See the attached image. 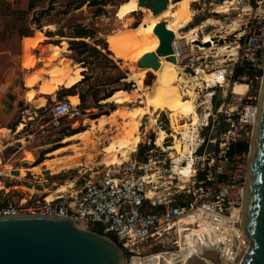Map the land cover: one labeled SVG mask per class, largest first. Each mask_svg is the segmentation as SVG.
<instances>
[{
  "label": "built area",
  "instance_id": "2783aa9c",
  "mask_svg": "<svg viewBox=\"0 0 264 264\" xmlns=\"http://www.w3.org/2000/svg\"><path fill=\"white\" fill-rule=\"evenodd\" d=\"M215 5L211 12L224 15L225 21L217 19L219 29L211 34L209 45L196 41V46L211 50L215 42L224 43L222 55L227 59L205 58V63L196 65L189 58L182 66L186 74L201 70L213 75L212 85H223L216 109L212 101L197 107L201 115L208 114L210 132L205 133L208 126L202 122L197 125L195 139L190 140L193 172L189 176L177 169L174 156L178 153L171 148L176 141L173 131L183 137L182 129H175L168 111L160 110L154 127L148 128L147 121L141 125L142 141L127 160L111 164L103 174H91L79 185L74 182L52 199L47 198L49 193L35 200L26 196L7 199L0 203V216H71L82 227L92 225L104 235H116L132 262L153 256L164 262L165 255L181 253L184 247L195 251L174 264H188L193 256L204 261L200 264H215L205 253L218 254L221 264L241 260L251 244L242 227L249 150H230L238 142H249L247 136H253L257 121L264 83V0H220ZM173 47L175 50L174 40ZM241 69L247 72L239 75ZM237 84L243 86L242 93L235 92ZM207 86L208 81L203 87ZM51 98L54 126H61L64 119L72 126L79 122L80 102L58 99L55 94ZM163 112L169 125L160 119ZM184 120L183 124L190 122ZM158 129L167 132L161 144L156 143ZM209 144L215 148L208 150Z\"/></svg>",
  "mask_w": 264,
  "mask_h": 264
},
{
  "label": "rangeland",
  "instance_id": "374dc122",
  "mask_svg": "<svg viewBox=\"0 0 264 264\" xmlns=\"http://www.w3.org/2000/svg\"><path fill=\"white\" fill-rule=\"evenodd\" d=\"M28 1L30 0H0V138L6 134L8 135L0 150V199L2 201L12 198L19 199L22 196L28 197L30 192L34 191L33 189L30 190L33 186L36 189L47 188L46 192L49 195H56L54 192L61 185L71 184L72 186L74 182L79 185L85 179H88L91 174L106 172L113 162L107 159V153L103 150L113 140H116L122 131L120 126L109 122L101 128H92L88 121L97 120L103 115L110 116L118 108L116 102L105 101L109 94H113L120 89L129 92H142L136 90V79L134 77L140 67L138 61H126L118 58L107 42V35L114 33L122 26L138 25L144 17L142 11L127 15L121 21L116 16V11L127 0H104L105 5L98 3L88 5L86 3L81 8H76L79 0H56L54 10L42 18L40 27H38L37 24L33 23V15L38 10L48 7L49 0H33L38 7L32 11L28 9ZM171 1L176 8L181 0ZM219 1H192L189 7L194 14L191 22L185 27L170 23L171 16H159L156 19L157 21L164 20L167 24L170 23L179 34L184 36L193 26L211 17L214 22L206 25L204 33L215 34L219 29L217 19L221 18L222 23L225 21L224 15L211 12ZM50 25L54 26V30L46 28ZM81 26L88 28L92 35L87 38L75 37ZM204 33H200V38L205 35ZM48 34L53 36H47ZM80 40H84L86 45L80 44ZM63 42H67V51L56 52L53 45L61 46ZM197 43L200 44V42ZM223 45L224 43L217 44L215 42L214 48L211 50H202L196 46V42L190 41L189 51L180 57L179 65L182 67L189 61V58L193 59L196 65L201 62L205 63V58L208 61H223V59H227L226 55H222ZM52 48L53 51H51ZM95 48L99 51H96ZM206 55L209 56L206 57ZM53 56L58 59L56 61L66 59L72 67H81L83 78H85L84 80L82 78L83 81L81 80L82 82L80 81L81 83L75 88V92L79 94L80 99L78 96L70 97L73 103L78 104L80 102L79 108L82 111L79 122L74 123L73 126L68 119H64L59 127L54 126L52 123L49 112L52 94H46L44 91L55 94L58 99L66 96L63 93L60 94V92H63L62 88H65V83H62L61 80H57L54 91L47 90L46 85H44L50 79V75L46 73L50 61L44 60V58H52ZM59 62L64 65V62ZM199 74L200 72H197L196 75ZM143 80L146 87L150 89L154 74L148 73ZM203 85V82L201 85H195L198 104L207 101L210 90L216 91V93L219 90L216 87L205 88ZM210 86L213 85L210 84ZM238 86L239 84L235 86V92ZM32 89L37 91L35 96L30 94ZM142 98L145 99L146 96H142ZM229 98L230 101H234L232 95ZM21 103L23 104L21 105ZM143 104V100L137 98L135 102L124 106L131 107ZM205 105H209V103ZM160 119H163L166 123L164 112ZM118 120L120 123L122 119ZM155 120L156 118L149 126L154 127ZM183 122L180 121V125ZM19 123L24 124L21 131H18ZM73 130L79 132L89 131L88 138H92V142L97 141L98 145L92 149L91 141L87 139L65 142V137L70 136L68 133ZM162 131L164 129H158L157 138ZM141 132L143 133V126H141ZM211 137H214V135L212 134ZM247 138L250 139L248 140L250 148L252 138H249V136ZM61 144H64L62 147L70 146L66 151L59 154H51V151L50 154L45 155L46 152ZM171 148L174 149L173 146ZM214 148L212 144L207 147L208 150ZM168 151L170 152L171 149ZM45 157L49 158L45 162L70 158L71 162H79V165L58 174H52L43 163L39 164L40 172L34 169L37 159ZM34 198L39 199L40 196H34ZM86 228L93 230L97 227L91 225ZM193 251L195 249L192 247H184L181 253H172L170 256L165 255L164 262L161 260L158 262V256L148 259L135 258L133 262L130 258L125 257L123 264H174L178 260L187 258ZM149 252L151 251L147 253ZM204 257L212 260L215 264L222 263L216 253H205ZM200 263H204V261L199 256H193L189 259L188 264ZM233 264H240V259H236Z\"/></svg>",
  "mask_w": 264,
  "mask_h": 264
},
{
  "label": "bare ground",
  "instance_id": "6f19581e",
  "mask_svg": "<svg viewBox=\"0 0 264 264\" xmlns=\"http://www.w3.org/2000/svg\"><path fill=\"white\" fill-rule=\"evenodd\" d=\"M192 1L195 0H181L178 7L175 8V5L171 0H169L167 8L158 14H153L151 9L140 6L139 0L124 1L119 6V10L116 14L119 20L123 21L127 15H131L138 11H142L144 13V17L137 26L124 25L114 33L108 35L107 42L110 49L117 55L118 58L122 60H129L133 62L139 61L144 54L154 52L159 47L160 39L154 30L155 26L160 21H157L156 18L159 16H171L170 23L180 27H185L189 22H191L192 15L194 14L192 9L189 7ZM213 22V18L209 17L193 26L188 31L187 35L184 36L179 34V32L173 28L170 23H166L167 28L172 30L175 35L174 45L176 49L174 50V56L176 57V61L170 60L166 56H162L160 57V66L157 69L152 67H139L134 77L136 79V90L142 92H129L120 89L105 99L106 102H116L118 108L114 110L110 116L103 115L97 120L92 119L88 122L91 124L92 128H101L107 122L120 126L122 131L121 135L107 145L104 150L102 149L107 153H105L108 157L107 159L111 160L113 163H119L123 159L127 160L129 154H131V152H133V150H135L142 141L141 125H144V122L147 121V126L149 128L153 119L156 118L157 113L160 110H166L172 119L173 127L175 129H182L181 133L183 137H180L179 133L173 131L174 135H176V141L173 147L178 153L174 156V163L176 164L177 169L182 170L181 173L185 175L189 176L190 173L193 172L191 158L192 148L190 146V140L194 141L197 125L199 123L202 122V124L207 126L210 124L208 114L206 116L201 115L198 112L197 107L210 103L211 101L214 104L215 96H219L218 92L216 93V91L210 90L207 95V101L198 104V95L195 91V85H201L202 82L205 83L208 81L207 87H216L221 90H223V85L219 82H213L216 84L210 86L211 76L213 75L203 73L201 70L197 71L200 72L199 75L186 74L179 65V59L181 54L189 51L188 45L190 41H193L194 43L197 41L206 45L210 44L212 40L211 33H204V29L208 23ZM46 28L54 30L53 25L46 26ZM200 33H204L205 35L200 38ZM66 46L67 42H63L61 46H55L56 52L67 51ZM201 49L204 48L201 47ZM47 66L48 68L46 69V73L50 75V79H48L44 85H46L47 90L52 91L56 88L57 80H61L62 83L67 82L73 78L78 70V67H72L71 65L66 66L59 61L49 63ZM148 73L154 74V80L150 89L146 87L143 80ZM39 79H41V77H39ZM183 89L186 91L185 94L182 92ZM243 90L244 88L241 85L236 88V92L238 93H242ZM36 93L37 91L35 89L30 91L32 96H35ZM49 94L54 95L53 93ZM142 96H146V100L143 99ZM137 98L143 100L144 104L139 106L134 105L131 107L124 106L135 102ZM184 118H187V121L190 120V122L180 125L181 120L185 122ZM118 119H122L120 123L118 122ZM23 127L24 124L21 123L18 126V131H21ZM88 134L89 131L78 132L65 137L64 141L72 142L81 139L91 141L92 138H88ZM226 135L227 132L224 133V136ZM166 136L167 132L162 131L160 136L157 138L156 143L161 144ZM202 136L204 137L205 134L203 133ZM7 138V134L0 138V150ZM251 138L253 139V137ZM90 144L92 145L91 148L94 149V147L98 145V142L91 141ZM69 146L70 145H66L58 148L51 154L64 152ZM130 149H132V151H130ZM70 160V158H62L54 160L53 162H45L43 164L47 166V169L50 170L52 174H58L62 171L71 170L79 165V162H71ZM39 168L40 167L37 165L34 166V169L38 171ZM70 186L71 184L61 185L54 193L57 194L63 192ZM54 195L55 194H50L47 198L52 199L54 198ZM187 221L188 219L184 220V222Z\"/></svg>",
  "mask_w": 264,
  "mask_h": 264
},
{
  "label": "water",
  "instance_id": "95a60500",
  "mask_svg": "<svg viewBox=\"0 0 264 264\" xmlns=\"http://www.w3.org/2000/svg\"><path fill=\"white\" fill-rule=\"evenodd\" d=\"M168 3L169 0H139V5L151 9L153 14L166 9ZM154 31L160 39L159 47L139 59L140 67L157 69L162 56L176 61L173 31L164 20L157 23ZM188 71L193 73L190 68ZM218 93L215 109L223 90ZM209 132L208 126L205 133ZM253 135L242 222L251 244L240 264H264V83ZM125 256L113 238L80 226L71 216L45 213L0 216V264H123Z\"/></svg>",
  "mask_w": 264,
  "mask_h": 264
},
{
  "label": "trees",
  "instance_id": "16d2710c",
  "mask_svg": "<svg viewBox=\"0 0 264 264\" xmlns=\"http://www.w3.org/2000/svg\"><path fill=\"white\" fill-rule=\"evenodd\" d=\"M55 2H56V0H49V2H48V7H46V8H43V9H41V10H38L37 12H35V14L33 15V18H32V20H33V23H35V24H37V26L38 27H40V23H41V20H42V18L43 17H45L46 15H48L52 10H54V7H55ZM86 3H88V5H93V4H96V3H98V4H102V5H105V1L104 0H79V2L76 4V8H81L84 4H86ZM36 7H38V5L33 1V0H30L29 1V4H28V9L29 10H34ZM103 9V8H102ZM118 10H119V7L117 8V11H116V14H117V12H118ZM127 17V16H126ZM137 26V25H136ZM111 34V33H110ZM109 34V35H110ZM92 34H91V32L88 30V28H86V27H84V26H81L80 27V29L77 31V34L75 35V37H79V38H87V37H90ZM47 36H53L52 34H48ZM108 36V35H107ZM45 37V36H44ZM46 38V37H45ZM75 41V40H74ZM81 42H79L80 44H83V45H86V42L84 41V40H80ZM55 46H58V45H53V48L55 47ZM53 48L51 49V51H53ZM104 48H106V47H104ZM96 49V51H99V50H97V48H95ZM56 56H53L52 58H44V60H49L50 61V63H53V62H55L56 60H58V59H56L55 58ZM59 61H62V62H64V65H66V66H69V65H71L69 62H67L66 61V59H61V60H59ZM49 64V63H48ZM247 72V70L246 69H241L240 70V72L238 73L239 75H242V74H244V73H246ZM84 77H85V75H84ZM82 78H83V75H82V68L81 67H79L78 68V70H77V72H76V74L73 76V78H71L69 81H67V82H65V84H64V87L65 88H62V91L63 92H60V94H62L63 93V95H76L77 94V92H75V88H77V85L79 84V83H81L85 78H83V80H82ZM82 80V81H81ZM81 81V82H80ZM44 93H46V94H49L48 92H46V91H44ZM112 94H109L108 96H107V98L108 97H110ZM82 99H84V98H82ZM84 101V100H83ZM167 123V125H168V121L166 122ZM16 124H18V123H16ZM20 124V123H19ZM65 131H67V130H65ZM77 132H79V131H72L71 133L69 132L68 133V135H71V134H74V133H77ZM67 136V135H66ZM160 136V135H159ZM64 144H61V145H59V146H57V147H55V149L53 148L52 150H49V151H54V150H56V149H58V148H60V147H62ZM234 149H237V150H239V151H243V150H245V151H248L249 150V143L247 142V141H243V142H238L237 144H235L232 148H231V150H230V152H233V150ZM42 161H44V158H39V159H37V161L35 162V165H37V164H39V163H41ZM94 231H97V232H99V233H101L102 234V231L99 229V228H96V229H93ZM108 236H110L111 238H113L115 241H117V237H116V235H114V234H108Z\"/></svg>",
  "mask_w": 264,
  "mask_h": 264
},
{
  "label": "crops",
  "instance_id": "0c3cea01",
  "mask_svg": "<svg viewBox=\"0 0 264 264\" xmlns=\"http://www.w3.org/2000/svg\"><path fill=\"white\" fill-rule=\"evenodd\" d=\"M28 2H29V1H28ZM25 36H33V35H25ZM25 36H24V37H25ZM64 83H65V82H64ZM71 96H78L79 99H80L79 94H77V95H66L65 97L70 98ZM50 152H51V151L46 152L45 155L50 154ZM48 159H49V158H46V157H45V158H44V161H42L41 164L44 163V162H45L46 160H48ZM39 164H40V163H39ZM39 164H37V166H39ZM35 166H36V165H35ZM32 189H33L34 191H33V192H30V195H29L27 198H32V199H33L34 196H35V197H36V196H42V195H44V193H47V192H46L47 188L36 189V187L33 186V188H31L30 190H32ZM39 193H41V194H39ZM31 194H32V195H31ZM34 199H35V198H34ZM34 199H33V200H34ZM3 201H4V200H3ZM3 201L0 199V203L3 202Z\"/></svg>",
  "mask_w": 264,
  "mask_h": 264
}]
</instances>
